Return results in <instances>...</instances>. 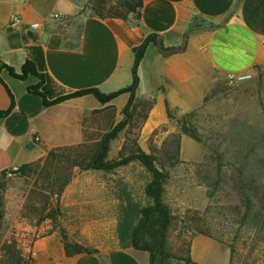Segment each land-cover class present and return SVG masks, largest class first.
<instances>
[{
  "label": "crops",
  "instance_id": "1",
  "mask_svg": "<svg viewBox=\"0 0 264 264\" xmlns=\"http://www.w3.org/2000/svg\"><path fill=\"white\" fill-rule=\"evenodd\" d=\"M14 16L18 26L10 25ZM31 23L39 29L29 30ZM190 28L180 52L162 54L152 43L145 50L130 109L132 123L137 107L144 108L142 135L165 124L168 109L181 116L202 108L226 74L254 77L264 71V0H0V111L10 109L0 118V173L42 162L52 149L98 141L124 118L129 99L125 93L102 104L82 95L46 107L39 94L27 91L39 82L36 76L21 80L11 73L33 65L45 76L48 101L91 89L110 94L131 84L133 49L146 37L155 35L165 48L179 47ZM73 173L28 264H148L146 253L118 246L115 173L76 168ZM88 173L101 177L95 194L82 192L81 177ZM13 225L0 229V243L8 241ZM65 241L96 252L67 255ZM196 246L202 247L198 254L215 247L198 237L192 255ZM10 252H1V264H22L14 247ZM229 259L228 254L227 264Z\"/></svg>",
  "mask_w": 264,
  "mask_h": 264
},
{
  "label": "rangeland",
  "instance_id": "2",
  "mask_svg": "<svg viewBox=\"0 0 264 264\" xmlns=\"http://www.w3.org/2000/svg\"><path fill=\"white\" fill-rule=\"evenodd\" d=\"M134 113L135 122L112 143L110 157L117 159L138 146L155 155L157 167L167 171L164 201L173 218L167 264H227L228 254L229 264H264V232L258 230V222L245 216L236 189L249 180L252 169L264 170V71L234 86L216 85L209 92L188 122L200 142L181 133L176 119L142 135L144 108L139 106ZM114 176L119 187L126 185L135 196H142L148 174L140 164L119 168ZM81 179L82 192L95 194L93 186L101 177L88 173ZM39 185L34 176L10 173L0 181V229L20 220L38 224L50 219L49 213L59 212L60 197L49 195ZM198 237L208 238L215 247L198 254L202 247L196 246L192 255V243ZM7 243H0V264L3 250L13 255V245ZM197 254L198 263L193 259ZM129 255L135 258L133 252Z\"/></svg>",
  "mask_w": 264,
  "mask_h": 264
},
{
  "label": "trees",
  "instance_id": "3",
  "mask_svg": "<svg viewBox=\"0 0 264 264\" xmlns=\"http://www.w3.org/2000/svg\"><path fill=\"white\" fill-rule=\"evenodd\" d=\"M192 30L188 29L184 34V42L179 47L165 48L157 41L155 35H149L141 45L133 49L134 61L132 66V82L129 86L110 94H103L96 89L74 92L64 96L47 100L43 94L42 86L45 76L38 74L33 65L26 64L21 74H13L18 79L33 74L39 79L34 86H29L27 91L39 94L44 101V106L48 107L56 103L80 97L82 95H92L100 103H107L121 94L128 93L129 99L122 110L124 118L115 126L105 132L102 137L93 143H84L77 146L56 148L48 151L42 162L23 164L9 172L0 173V181L8 173L13 176L35 177V184L39 185L42 191H46L51 196L60 197L65 187L71 180L73 170L80 171H101L104 173H115L119 168L130 163L140 164L147 172L148 178L144 182L142 196H135L126 185H117L118 205L116 208L117 224L116 238L121 249L131 248L148 254V264H167L169 252L167 248L168 232L172 223V214L164 201L165 185L168 180L166 170L157 167V158L153 154H147L138 146L130 149L126 155L117 159L110 158L112 143L118 138L126 125L132 119L131 108H134L135 91L138 86V66L144 56L149 44H155L162 54H173L184 49L187 34ZM9 110L0 111V118L5 117ZM196 111L176 116L174 111L168 109V119L177 121L180 131L196 142H200L194 126H188L189 120ZM252 169L248 173L249 180L246 183L236 185L242 203L246 208V217L251 221L258 222V230L264 232V170ZM2 203L0 202V207ZM57 213V212H56ZM50 219H55L52 213L48 214ZM259 230V231H260ZM65 240V237H64ZM64 248L67 255L78 253H94L80 244L65 241Z\"/></svg>",
  "mask_w": 264,
  "mask_h": 264
},
{
  "label": "built area",
  "instance_id": "4",
  "mask_svg": "<svg viewBox=\"0 0 264 264\" xmlns=\"http://www.w3.org/2000/svg\"><path fill=\"white\" fill-rule=\"evenodd\" d=\"M52 19L57 21H63L62 16L59 14H52ZM20 18L14 16L10 20L11 26H18L20 24ZM27 28L31 31H37L39 25L37 23H31L27 25ZM251 73L241 74H226L224 76V84L226 86H234L252 79ZM35 140H38L37 138ZM52 226L51 220L46 218L38 224H29L26 221H17L10 228V234L8 243L13 245L18 257L21 259L22 264H28L34 256V249L36 242L46 235V232Z\"/></svg>",
  "mask_w": 264,
  "mask_h": 264
},
{
  "label": "water",
  "instance_id": "5",
  "mask_svg": "<svg viewBox=\"0 0 264 264\" xmlns=\"http://www.w3.org/2000/svg\"><path fill=\"white\" fill-rule=\"evenodd\" d=\"M45 38V37H44ZM101 264H105L103 261H101Z\"/></svg>",
  "mask_w": 264,
  "mask_h": 264
}]
</instances>
